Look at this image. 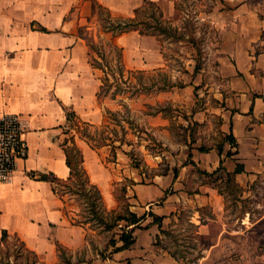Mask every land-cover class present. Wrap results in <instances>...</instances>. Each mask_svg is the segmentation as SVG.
Returning <instances> with one entry per match:
<instances>
[{
  "label": "crops",
  "instance_id": "crops-1",
  "mask_svg": "<svg viewBox=\"0 0 264 264\" xmlns=\"http://www.w3.org/2000/svg\"><path fill=\"white\" fill-rule=\"evenodd\" d=\"M88 2L97 10L108 11L113 19L134 17L149 3L171 26L180 16L176 0H0V117L21 116L28 147L26 160L17 163L11 180L0 183V237L3 231L16 237L43 264H182L160 245V239L162 232L179 221L176 208L188 202H193L194 210L187 222L196 235L210 240L208 252L218 248L225 234L241 235L243 229L229 228L225 196L213 184L194 181L199 172L213 174L220 162L230 174L237 164L243 167L242 173L234 176V183L240 185L246 186L264 173V0L215 1L219 10L223 9L211 19L219 31L213 72L219 79L203 86L202 81H193L191 90L186 86L177 91L208 94L212 101L198 109L200 118L194 121L209 122V114L213 119L212 115H217V128L210 127L211 134L204 140L178 145L186 150L179 153L184 163L177 166L176 174L155 175L149 185L128 180L125 188L126 193H132L127 195L130 210L146 215L133 229L134 242L128 249L109 252L106 258L96 252L89 260H77L82 250L89 251L85 229L69 222L63 212L64 199L54 194L51 184L31 175L51 173L66 180L69 169L60 143L62 135L75 121L88 124L89 129L104 122L96 98L99 80L90 65L88 47L97 13L91 8L84 13ZM19 9L23 10L21 17L17 16ZM79 28L87 35L78 33ZM98 35L105 34L100 29ZM107 35L109 42L122 50L127 69L149 72L165 67L156 36L138 31ZM199 86L202 88L196 89ZM171 93L163 91L159 97L186 110L195 106L190 95L181 100ZM68 113L75 121H68ZM230 136L236 147L228 143ZM215 138L220 140L216 144ZM77 143L83 166L99 189L105 208L116 210L111 171L102 163L99 149L79 138ZM218 146H222L221 154ZM191 186L198 188L193 195L187 192ZM136 206L142 210L140 214ZM149 212L163 218L161 229L153 224ZM245 216L241 226L251 222L249 213ZM61 250L69 253L66 263L59 257Z\"/></svg>",
  "mask_w": 264,
  "mask_h": 264
},
{
  "label": "rangeland",
  "instance_id": "rangeland-1",
  "mask_svg": "<svg viewBox=\"0 0 264 264\" xmlns=\"http://www.w3.org/2000/svg\"><path fill=\"white\" fill-rule=\"evenodd\" d=\"M215 1L219 0H176L180 11L179 19L174 26L168 25L172 28L170 36L160 35L158 38L165 67L162 71L149 72H127V68L121 69L118 66L116 51H108L110 37L107 34L110 33H104L107 36L98 35L100 29L103 31L104 27H109L110 19L90 2L85 7V14L90 8L97 13L96 19L92 21L90 38L105 52V56L100 59L91 51V56L98 62V65H93L97 67L95 70L100 87L98 105L102 109L104 122L102 125L91 126L88 132L104 144L99 148L100 159L111 171L112 191L118 199V212H122L128 204L127 195H132L130 191H123L128 180L149 185L155 175L176 174L177 166L184 163V157L179 153L186 150L180 149L178 145L182 147L195 139L204 140L211 134L210 127L217 128V115H212L213 119L209 114V122L194 121V118H200L198 109L206 101H212L208 94L204 95V91L198 94L196 91L193 94L185 93L186 90L177 91L186 86H191V90L194 87L193 81L198 84L202 81L203 86L211 85L219 79L213 73L217 67L216 43L219 31L211 19L222 13L223 9L219 10ZM223 6L228 8L226 4ZM20 13H23L22 9L17 11L18 17L22 16ZM150 15L157 16V13L154 8L147 6L140 12L139 18ZM77 31L87 35L83 28ZM195 48L200 50L199 55ZM196 66L198 71L194 69ZM164 84L172 86L160 89ZM179 85L183 87L178 88ZM163 91H173L172 97L181 100H186L190 95L195 106L186 110L176 102L161 99L159 93ZM75 124L73 122L66 129V134L60 139L61 144L64 139L72 136L77 143L79 136L85 132L80 129L78 133L74 128ZM213 141L216 144L220 140L215 138ZM94 144L97 145V142ZM205 149L200 147L202 151ZM197 175L195 183L213 184L225 196L229 228L243 229L242 232L239 230L241 235L225 234L218 248L208 252L210 240L196 235L195 228L187 222V217L194 210L193 202H188V205L176 208L174 214L176 217L179 215V221L162 233L160 245L182 264H264V173L253 177V181L246 186L234 183V178L227 179L222 172L213 175L199 172ZM197 190L196 186H191L187 192L193 195ZM64 200L74 214H83V208L80 202L74 201L75 198L65 197ZM136 207L140 214L142 210ZM202 211L208 213L206 207ZM245 213H249L251 222L246 221V225L241 226ZM85 231L89 251L82 250L76 257L77 260H89L91 253L96 252L107 256L112 251V247H107L108 241L119 233V228L101 232L87 226ZM68 254L66 250H61L59 257L62 263L68 262ZM39 261L14 236H9L4 242L0 240V264H42Z\"/></svg>",
  "mask_w": 264,
  "mask_h": 264
},
{
  "label": "trees",
  "instance_id": "trees-1",
  "mask_svg": "<svg viewBox=\"0 0 264 264\" xmlns=\"http://www.w3.org/2000/svg\"><path fill=\"white\" fill-rule=\"evenodd\" d=\"M147 6L150 8H154L157 16L150 15L146 18L140 19L139 14L142 10H137L134 14V17H120L113 19L108 11L102 9L101 7H98V9L106 14L110 19L109 27H104L103 33H110L112 37H116L129 31H138L140 34L153 35L157 38H159L160 35L170 36V30L172 29L170 27L171 25L162 21L160 10L151 3L147 4L146 7ZM176 7L179 8L177 4ZM40 31L46 33L45 30ZM88 47L100 59L105 56V52L101 50L93 40L88 42ZM109 49L116 51L118 55V66L121 69H126L123 62L122 50L116 47L111 42H109L108 44V51ZM194 50L196 51L197 55L200 54L199 49L195 48ZM91 58L92 62L90 60V65L92 66V68L96 69L97 67H95V64L98 65L97 59L93 57ZM93 63L95 64L93 65ZM195 70L198 71L197 66L195 67ZM126 71L131 72L128 69H126ZM169 86L171 87L172 84H164L160 89L168 88ZM180 87L183 86L179 85L178 88ZM99 89L100 87L98 86V90ZM96 98L97 100L99 99V91H97ZM67 118L70 123L72 121H75L73 114L68 113ZM74 127L78 133H80V129L82 130V132L85 131L84 133H82V135L79 136V139L84 140L91 148L99 149L104 146V144H101V141L90 136V132H88V128L90 126L88 124L76 122ZM64 134H66V132ZM227 141L232 147H236V142L232 136H230ZM94 142H97V145H95ZM61 147L65 154L66 166L69 169L68 178L66 180H60L51 173L32 174L31 177L39 181H46L50 183L54 194H56L61 200L65 199V197H73L75 198L74 201L80 202V205L83 208L82 215L74 214L73 211H70L71 209L69 208L68 203H66L64 200V205L66 207L64 206L63 212L72 225L80 226L85 230L87 226H91L92 228L99 229L101 232H110L114 231V229L116 228H119V233L116 234L118 236V239L116 240L115 236H113L107 244V247H112V251L110 252L111 254L128 249L134 242V238L132 235L133 229L139 227L140 222L146 215L144 214L143 216H138L136 213L130 210V204H126L122 212H118L116 210L108 211L103 204L102 195L99 189L91 183L88 173L83 166V156L76 143L75 137L72 136L70 138L64 139ZM217 150L219 154H221L222 146H218ZM228 156H231V154L228 153ZM242 171L243 167L237 164L232 174L226 173L222 168L220 162L219 168L213 174L222 172L227 177V179L231 180L236 174L242 173ZM202 174L208 175L204 172H202ZM123 191L125 192L126 188H124ZM148 216L152 218L153 224L157 225L161 229L163 218L158 217L151 212L148 213ZM121 223H124V225H122ZM130 226H132V229H128V227ZM8 237L9 235L7 234V232L3 231L0 237L1 242H4ZM118 243H121V246H117ZM21 245L26 248L22 242ZM26 250L29 251L27 248ZM29 252L36 256V254L32 251ZM100 256L102 258H106L103 253L100 254Z\"/></svg>",
  "mask_w": 264,
  "mask_h": 264
},
{
  "label": "built area",
  "instance_id": "built-area-1",
  "mask_svg": "<svg viewBox=\"0 0 264 264\" xmlns=\"http://www.w3.org/2000/svg\"><path fill=\"white\" fill-rule=\"evenodd\" d=\"M25 121L21 116L0 117V183L9 182L18 162L26 160Z\"/></svg>",
  "mask_w": 264,
  "mask_h": 264
}]
</instances>
